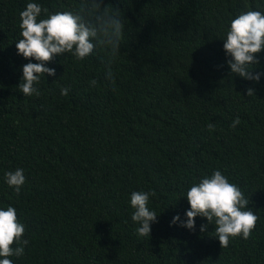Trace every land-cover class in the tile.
Returning <instances> with one entry per match:
<instances>
[{
	"label": "trees",
	"instance_id": "obj_1",
	"mask_svg": "<svg viewBox=\"0 0 264 264\" xmlns=\"http://www.w3.org/2000/svg\"><path fill=\"white\" fill-rule=\"evenodd\" d=\"M26 2L0 0V206L16 208L29 241L14 264H264V76L230 77L219 39L230 18L261 0H101L125 20L112 79L103 50L56 57L47 62L55 76L31 97L17 88L28 61L14 43ZM39 2L49 11L77 5ZM254 71L264 73V50ZM17 167L19 193L3 182ZM213 169L257 216L249 237L226 247L214 225L199 231L202 217L191 233L169 226L188 207L181 193ZM134 190L153 193L149 237L134 234Z\"/></svg>",
	"mask_w": 264,
	"mask_h": 264
},
{
	"label": "clouds",
	"instance_id": "obj_2",
	"mask_svg": "<svg viewBox=\"0 0 264 264\" xmlns=\"http://www.w3.org/2000/svg\"><path fill=\"white\" fill-rule=\"evenodd\" d=\"M19 36L15 40L16 54L27 60L20 68L17 84L22 96H38V87L45 77L55 76V69L47 62L69 56L82 61L103 50L108 59L105 63V78L112 79L111 65L120 53L125 32L124 19L114 7L102 5L101 0H77V5L67 10L49 11L39 0H27L19 12ZM222 49L226 57L229 76H238L245 81L259 82L264 73L254 71L258 54L264 50V0L252 8H245L229 19L223 29ZM35 61V62H33ZM55 81V80H54ZM89 84L94 86L96 80ZM251 87L246 89L253 96ZM69 88L61 86L59 94L65 96ZM239 117H234L229 127L235 128ZM208 127H213L212 123ZM3 182L13 192L19 193L25 183L24 170L20 167L3 173ZM151 190H134L128 197L131 209L130 220L134 234L149 237L151 224L157 220L156 211L150 207ZM188 207L183 218L177 213L169 226L182 227L190 233L196 230V217L207 223L199 226L205 232L214 225L215 239L220 247H226L230 239L239 236L247 239L257 220L256 214L247 205L249 199L240 187L230 182L219 169L200 176L192 182L181 197ZM25 225L18 219L16 208L8 204L0 206V264H14L12 257H22L29 241L24 236Z\"/></svg>",
	"mask_w": 264,
	"mask_h": 264
}]
</instances>
